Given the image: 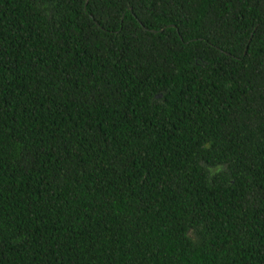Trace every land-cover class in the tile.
I'll list each match as a JSON object with an SVG mask.
<instances>
[{
  "label": "trees",
  "instance_id": "obj_1",
  "mask_svg": "<svg viewBox=\"0 0 264 264\" xmlns=\"http://www.w3.org/2000/svg\"><path fill=\"white\" fill-rule=\"evenodd\" d=\"M0 264H264V0H0Z\"/></svg>",
  "mask_w": 264,
  "mask_h": 264
}]
</instances>
